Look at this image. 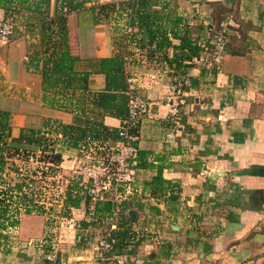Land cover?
Masks as SVG:
<instances>
[{
    "label": "crops",
    "instance_id": "crops-1",
    "mask_svg": "<svg viewBox=\"0 0 264 264\" xmlns=\"http://www.w3.org/2000/svg\"><path fill=\"white\" fill-rule=\"evenodd\" d=\"M66 1L49 0L48 14ZM75 1L82 6L67 12L66 25L70 52L81 60L78 67L91 71L98 59L121 55L126 93L132 87L152 103L144 116L129 118L127 123L128 128L137 129L131 141L138 151L147 152V166L139 167L131 190L121 186L111 196L116 204L112 216L95 214L97 220L91 221L90 203L83 199L71 209L74 229L62 230L66 233L60 234L62 245L54 261L49 262L43 250L46 240L36 239L32 244L29 239L20 247L6 245L0 264H264V0H156L167 3L164 12L173 10L180 16L178 28L187 27L197 41L207 37L210 27L226 29L221 65L211 69L192 65L185 74L191 84L179 94L181 109L176 116L169 114L163 101L173 91V78L181 76L163 59L173 55L172 48L165 54L156 48V40L149 44L140 33L133 41L127 38V9L96 19L98 9L93 6L125 0ZM4 17L0 8V20ZM32 27L23 26L20 36L0 46V109L10 112L13 137L21 128L49 134L62 157L57 172L67 185H80V179L71 175L77 147L66 146L61 133L48 131L56 123L83 126L85 116L75 101L61 108L45 98L40 69L28 65L29 56L40 49L38 30ZM131 32L137 28L132 26ZM128 78L134 80L131 85ZM105 88V74L91 71L88 89L99 92ZM86 106L94 112L89 101ZM102 122L110 128L122 124L121 119L108 115ZM21 144L38 149L31 143ZM158 169L164 179L179 185L176 199L169 197L176 193L174 188L161 196L151 194L148 183ZM121 203L134 212L128 223V234L133 237L125 238L128 244L121 252L106 254L96 246L106 230L98 223L115 217ZM210 205L225 212L210 216L212 230L206 236L196 225L206 216L199 210H210ZM44 220L42 215L25 214L14 227L18 230L9 232L41 238ZM81 221L90 224L82 227L85 242L77 246V222Z\"/></svg>",
    "mask_w": 264,
    "mask_h": 264
},
{
    "label": "trees",
    "instance_id": "trees-1",
    "mask_svg": "<svg viewBox=\"0 0 264 264\" xmlns=\"http://www.w3.org/2000/svg\"><path fill=\"white\" fill-rule=\"evenodd\" d=\"M49 0H0V8L4 10V19L8 17L12 9H24L23 26L28 28H37L39 34V52L34 51V55L29 56L28 65L39 68L42 77V89L45 98L50 97L48 103L52 106L67 108L75 101L79 112L85 116L83 126L71 124L56 123L50 132L61 133L62 142L69 147H78L79 143L86 137L96 140H117L118 131L126 126L125 120L128 118L126 86L123 84V57L115 55L97 60L92 65L91 71H97L105 74L106 88L104 91L92 92L88 89V80L91 73L88 69H80L78 63L81 61L78 56L70 52L67 37L66 16L67 12L80 8L82 2L68 0L65 3L59 2L54 14H48ZM118 5V6H117ZM160 6L156 9L155 6ZM98 12L95 17L101 19L100 15L107 18L112 12H118L119 9H127L129 14V25L135 26L137 32L129 33L127 38L135 39V35L140 33L147 37L150 44L156 40V48H172L173 55L163 56V59L177 75H185L192 67V59L200 53L202 47L195 38H192L190 30L185 27L178 28L182 23V18L173 10L164 12L168 9V4L157 3L156 0H125L118 4L114 2H105L93 6ZM15 28V25H14ZM172 39H177L178 43H172ZM41 61V66L38 63ZM94 67V68H93ZM213 70V69H212ZM128 92V91H127ZM86 101L91 103L94 112L86 106ZM113 116L121 119L120 128H110L103 124L104 116ZM136 128H128L127 133L132 137L137 134ZM45 132L32 128H21L16 137L12 136V126L10 123V112L0 109V239H6L7 231L18 225L20 213H32L34 211L43 212L44 206L39 205L41 195L35 191L36 174L34 169L30 173L35 177H30L28 173L20 172L16 159L25 161L34 151H29L21 143H31L36 145L41 154H46L42 159L49 165H46L51 174L58 170L62 160L61 153L55 151L56 141L51 137H46ZM131 143L135 144L134 141ZM147 152L137 151L135 164L137 167H145ZM26 157V158H25ZM41 158L39 161H43ZM15 174L14 182L11 173ZM45 175V174H43ZM9 177V178H8ZM12 181V182H11ZM17 185V186H14ZM150 192L153 196H161L168 189H175L176 193H170L169 197L174 200L178 197L179 185L162 177V169H158L155 176L148 183ZM79 185H67L65 197L63 199V213L68 216L72 208H77L81 200L88 204V197L79 195ZM119 205L116 214H118L117 224L104 235L106 239L111 237L116 239L113 249L106 254L121 252L125 245L128 234V223L132 221L133 215L129 214L125 206ZM113 209L116 204L110 200L98 202L95 204V214L108 216L113 215ZM96 216V215H95ZM81 225L86 227L90 222L81 221ZM120 227L122 229L117 228ZM133 237V236H132ZM139 237L134 243L141 240ZM125 244V245H124ZM77 246L81 243L76 242ZM131 247V245H130Z\"/></svg>",
    "mask_w": 264,
    "mask_h": 264
},
{
    "label": "built area",
    "instance_id": "built-area-1",
    "mask_svg": "<svg viewBox=\"0 0 264 264\" xmlns=\"http://www.w3.org/2000/svg\"><path fill=\"white\" fill-rule=\"evenodd\" d=\"M125 32L126 34L131 33V26H125ZM14 37L15 28L12 19H1L0 46L7 45ZM198 43L202 47V50L198 56L192 59V64L201 69L218 68L226 52L227 38L225 27H210L207 37L198 41ZM128 82L131 85L134 80L128 78ZM190 84L191 80L187 75L173 78L171 84L173 91L163 99L164 103L169 107V114L171 116H176L180 111L181 100H179V94L184 88L189 87ZM131 89L132 87L127 92L128 118L125 120L126 126L120 128L118 131L120 138L102 141L86 137L77 147L78 156L71 167V175L80 179L79 195L88 197L90 207L87 214L91 221L97 220L94 210L95 204L110 200L111 196L117 194L118 187L122 186L127 190H131L140 171V168L135 164L138 149L137 146L131 143L132 137L127 133V123L129 118L144 116L150 110L152 103L146 98L135 94ZM175 98L178 99L176 100ZM49 177L52 181L48 180L45 184L55 185L54 191H56L58 198L60 197V201L58 202L60 205L63 203L65 197L67 180L58 172L48 175L47 178ZM43 192H39L42 198L38 200L39 205L45 204L43 200L50 198V195L46 191ZM65 218H67V222H73L71 217ZM72 225H74V222ZM110 227L115 228L116 225L111 224ZM81 229L80 231H82ZM82 234L79 231L76 232V242L82 238ZM115 242V238L106 239L103 236L97 239L96 246L102 252H109L113 249ZM50 246L52 250L46 256L49 261H54L56 244L52 243Z\"/></svg>",
    "mask_w": 264,
    "mask_h": 264
},
{
    "label": "rangeland",
    "instance_id": "rangeland-1",
    "mask_svg": "<svg viewBox=\"0 0 264 264\" xmlns=\"http://www.w3.org/2000/svg\"><path fill=\"white\" fill-rule=\"evenodd\" d=\"M24 9H12L9 11L8 13V17L7 18H11L12 21L14 22V25H15V37H18L20 36V32L21 30L23 29V23H24ZM46 137H50L49 135H47ZM52 139V138H51ZM28 149L29 151H34L35 154H30L29 156L30 157H25L26 160L25 161H22V160H18L16 159V163L18 165V167L21 168V171L20 172H23V173H28L29 174V178L30 177H35V175L31 174L30 172L32 170H38L37 171V174H36V179H37V182H36V189L35 191L37 193L39 192H42L44 193L43 191H46V193L48 195H50V198L49 199H44L43 201L45 202L42 203L43 204V212H39V211H34L30 214H33V215H42L45 217V220H44V227L43 228V236H41V238H36L34 236H29L28 234H24L23 237L20 236V234L17 232V233H11L9 231H14V230H18V229H14V227L10 228L6 233H7V237L6 239H0V263L2 262V254H3V250L7 247V246H13V247H20L21 243L27 241L29 239H32V244L36 241V239H40V240H46V243L43 244V250L48 253V252H51V244L54 243L56 244V247H55V254H56V249L58 248V245L61 246L62 245V242L60 243L59 242V238H60V234L62 233L63 235L66 233V231H62L66 228H69V229H74V225L72 221L70 222H67V218L65 217H71V212L68 216H64V209H63V203L59 205V201H60V197L58 198L57 196V193L56 191H54V186L55 185H46L45 183L49 181H52V179L48 177V175L51 173V171H49L50 169L47 168L46 165H49L47 164L45 161V159L43 160L42 157L45 158V155L46 154H41L40 151L36 150V149H33V148H26ZM41 155H43L41 157ZM42 159L43 161H39L38 159ZM45 174V175H43ZM11 177H13V180L15 179V174L12 172L10 174ZM9 178V177H8ZM12 182V181H11ZM14 182H17L16 179L14 180ZM68 184V183H67ZM2 185H0L1 187ZM14 186H17V185H14ZM44 188V190H42ZM54 193V194H52ZM42 199V198H41ZM211 209L208 210L206 209V207H202L201 210H199V213L201 214H205V219L203 220V223L201 224H198L196 225V230L197 231H202V233L204 235H208V232H210L212 230V224H211V219H210V216H217L218 214H221L222 212L224 213L225 211H222L220 209H216V210H213L215 209L216 207L213 206V205H210L209 206ZM25 215V213H20L19 215V218L21 216ZM116 216L118 217V214H116ZM79 223V225H77V229L79 231V233H83L82 231H80V229L82 227H84L83 225H81L80 222H77ZM76 223V224H77ZM96 223V222H94ZM111 224H117V219L116 217H113L111 220L109 221H106V222H100L98 223V225H103L104 228L106 229L105 230V233L104 234H107L108 231H110L111 229H114L112 227H110ZM76 231V230H75ZM10 236V237H9ZM14 237V238H12ZM61 239H65V237H61ZM180 239L183 241L185 240L184 236L180 237ZM39 240H37L36 242H38ZM79 242L81 244H84L85 242V239H84V235L82 234V238L79 240ZM30 244V245H32ZM58 244V245H57ZM7 245V246H6ZM49 262H52V261H49Z\"/></svg>",
    "mask_w": 264,
    "mask_h": 264
},
{
    "label": "water",
    "instance_id": "water-1",
    "mask_svg": "<svg viewBox=\"0 0 264 264\" xmlns=\"http://www.w3.org/2000/svg\"><path fill=\"white\" fill-rule=\"evenodd\" d=\"M129 214L133 215V214H134V212L131 210V211H129ZM173 228L175 229V228H176V226H173ZM56 262H57V261H56Z\"/></svg>",
    "mask_w": 264,
    "mask_h": 264
}]
</instances>
